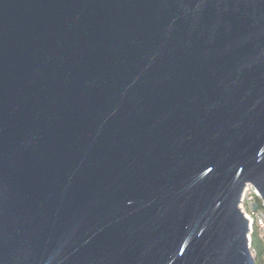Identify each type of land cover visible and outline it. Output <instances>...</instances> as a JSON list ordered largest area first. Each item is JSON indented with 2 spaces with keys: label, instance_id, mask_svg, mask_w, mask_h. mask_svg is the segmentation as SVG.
<instances>
[{
  "label": "water",
  "instance_id": "water-1",
  "mask_svg": "<svg viewBox=\"0 0 264 264\" xmlns=\"http://www.w3.org/2000/svg\"><path fill=\"white\" fill-rule=\"evenodd\" d=\"M264 0H0V264H257Z\"/></svg>",
  "mask_w": 264,
  "mask_h": 264
},
{
  "label": "built area",
  "instance_id": "built-area-1",
  "mask_svg": "<svg viewBox=\"0 0 264 264\" xmlns=\"http://www.w3.org/2000/svg\"><path fill=\"white\" fill-rule=\"evenodd\" d=\"M241 210L249 220V246L255 260L257 249L252 244L253 235L256 233L261 240H264V200L260 191L252 184H247L240 203ZM264 260V253L262 255Z\"/></svg>",
  "mask_w": 264,
  "mask_h": 264
},
{
  "label": "trees",
  "instance_id": "trees-1",
  "mask_svg": "<svg viewBox=\"0 0 264 264\" xmlns=\"http://www.w3.org/2000/svg\"><path fill=\"white\" fill-rule=\"evenodd\" d=\"M252 244L257 249V264H262V255L264 253V240H261L255 233L252 238Z\"/></svg>",
  "mask_w": 264,
  "mask_h": 264
},
{
  "label": "rangeland",
  "instance_id": "rangeland-1",
  "mask_svg": "<svg viewBox=\"0 0 264 264\" xmlns=\"http://www.w3.org/2000/svg\"><path fill=\"white\" fill-rule=\"evenodd\" d=\"M262 264H264V260H262Z\"/></svg>",
  "mask_w": 264,
  "mask_h": 264
}]
</instances>
